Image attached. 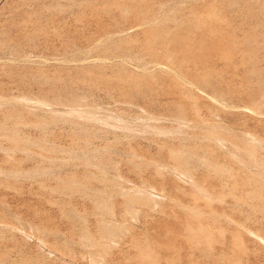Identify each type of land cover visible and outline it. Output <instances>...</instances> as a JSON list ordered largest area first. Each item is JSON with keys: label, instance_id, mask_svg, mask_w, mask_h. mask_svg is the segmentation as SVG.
<instances>
[{"label": "rangeland", "instance_id": "374dc122", "mask_svg": "<svg viewBox=\"0 0 264 264\" xmlns=\"http://www.w3.org/2000/svg\"><path fill=\"white\" fill-rule=\"evenodd\" d=\"M0 264H264V0H0Z\"/></svg>", "mask_w": 264, "mask_h": 264}, {"label": "bare ground", "instance_id": "6f19581e", "mask_svg": "<svg viewBox=\"0 0 264 264\" xmlns=\"http://www.w3.org/2000/svg\"><path fill=\"white\" fill-rule=\"evenodd\" d=\"M245 109V108H244ZM254 113V112H253ZM251 136V135H250Z\"/></svg>", "mask_w": 264, "mask_h": 264}]
</instances>
